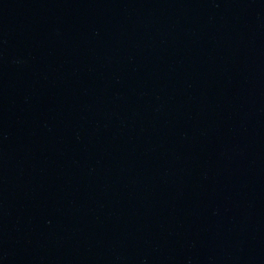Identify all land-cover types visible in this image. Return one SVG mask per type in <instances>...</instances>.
<instances>
[{"label": "water", "instance_id": "95a60500", "mask_svg": "<svg viewBox=\"0 0 264 264\" xmlns=\"http://www.w3.org/2000/svg\"><path fill=\"white\" fill-rule=\"evenodd\" d=\"M0 264H264V0H0Z\"/></svg>", "mask_w": 264, "mask_h": 264}]
</instances>
